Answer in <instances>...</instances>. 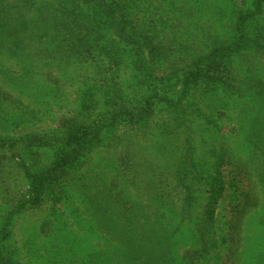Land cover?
<instances>
[{
  "label": "trees",
  "instance_id": "16d2710c",
  "mask_svg": "<svg viewBox=\"0 0 264 264\" xmlns=\"http://www.w3.org/2000/svg\"><path fill=\"white\" fill-rule=\"evenodd\" d=\"M131 3L0 0V110L22 112L14 122L32 112L23 97L36 77L56 83L53 70L78 66L90 68L101 83L99 94L82 90L78 115L53 133L0 136V156L10 151L27 180V189L9 200L0 225V264H22L9 243L13 218L47 203L59 204L71 192L90 204L112 243L104 251L91 252L83 264H197L216 249V257L223 255L217 264H239L240 251L248 243L246 222L260 212L264 225V80L245 58L244 70L236 63L248 53L264 56V0H252L250 9L239 13L231 40L197 53L167 46L154 30L149 34L151 29L134 20ZM173 51L179 54L178 64L156 77V63ZM125 62L132 67L134 83L129 86L119 82ZM216 89L248 100L255 113L246 125L245 157L225 141L191 146L189 122L217 126L196 104L201 94ZM161 105L170 114L158 128L164 144L160 154L169 157L168 162H153L146 155L142 159L133 151L117 153L114 171L121 179L105 181L102 171L90 167L89 158L100 148L117 150V132L123 127L135 137L144 133L140 124L148 121L149 129ZM47 150L52 152L49 164L41 160ZM224 168L237 182V191L240 173L250 185L240 188L219 238L215 221L227 184ZM250 259L242 264H264V252Z\"/></svg>",
  "mask_w": 264,
  "mask_h": 264
},
{
  "label": "rangeland",
  "instance_id": "374dc122",
  "mask_svg": "<svg viewBox=\"0 0 264 264\" xmlns=\"http://www.w3.org/2000/svg\"><path fill=\"white\" fill-rule=\"evenodd\" d=\"M251 1L131 0V6L134 20L143 29H151L149 34L154 30L160 37L162 36L167 46L177 49L188 48L189 51L197 53L199 50L208 51L215 42L231 40L239 13L250 9ZM174 51L156 63L155 68L160 71L156 73V77L168 73V68L178 64L179 54ZM244 58L253 65L256 75L264 80V56L248 53L246 57L237 59L239 68ZM241 66L243 70L246 67L243 64ZM52 75L57 77L56 83H49L41 77H36L32 85L29 84L23 97V102L32 111L25 113L28 117L25 115L21 121L14 122L13 117L23 114L22 112H16L12 108L11 111L0 110V136L19 138L32 133L51 134L62 127L68 118L78 115L82 90L91 89L99 94L101 83L93 79L90 68L74 66L64 72L53 70ZM119 82L124 86L134 83L132 67L128 62L120 68ZM196 104L199 112L215 119L217 126H208L204 121L189 122V128L193 131L191 146L198 149L202 144L213 145L225 141L235 149L240 148L239 154L245 157L248 152L244 142V136L247 134L246 125L255 116V113L251 114L254 111L248 100L227 95L222 89H216L214 92L201 94L200 98L196 99ZM168 111L166 106L156 107L149 121L150 128H146L148 121L146 124H140V129L144 133H139L137 137H135L137 134L125 133L127 127L120 129L117 132L120 135L118 149L107 147L96 150L89 158L90 167L102 171L105 181L111 183L121 179V175L114 171L117 153L133 151L142 159L146 155L153 162L158 159L166 164L169 157L160 154V148L164 144L158 128L169 120ZM190 111L191 109H188L185 112ZM179 145V151L185 149L182 141ZM44 152L41 160L49 164L52 152L49 150ZM2 156L4 158L0 159V225L9 211L7 207L9 200L27 189V180L21 171L19 161L12 160L10 151H6ZM176 156L177 154L173 155L169 161ZM223 173L227 184L217 205L215 221L219 238L224 234L219 232L225 230L232 214L231 205L237 195L240 196V188L244 190L250 185L246 177L239 172L238 176L242 180L237 191L234 186L237 182H233L231 172L224 168ZM259 213L252 214L251 219L246 222L244 231L245 236L247 235L245 241L248 240V243L240 251L239 264L243 263L244 258L248 257V260H251V256L258 251L264 252V225L259 222ZM13 225L9 243L15 247L16 258L22 264H83L91 252L104 251L112 244L101 231L90 204L74 192L69 193L59 204L47 203L38 209L22 211L13 218ZM216 253L217 249L211 251L197 264H217L223 255H219L218 258Z\"/></svg>",
  "mask_w": 264,
  "mask_h": 264
}]
</instances>
